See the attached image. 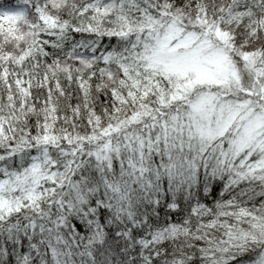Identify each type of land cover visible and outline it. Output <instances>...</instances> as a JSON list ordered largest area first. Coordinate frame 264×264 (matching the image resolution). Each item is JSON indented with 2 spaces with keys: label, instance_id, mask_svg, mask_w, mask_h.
Here are the masks:
<instances>
[{
  "label": "snow or ice",
  "instance_id": "snow-or-ice-1",
  "mask_svg": "<svg viewBox=\"0 0 264 264\" xmlns=\"http://www.w3.org/2000/svg\"><path fill=\"white\" fill-rule=\"evenodd\" d=\"M0 264H264V0H0Z\"/></svg>",
  "mask_w": 264,
  "mask_h": 264
}]
</instances>
